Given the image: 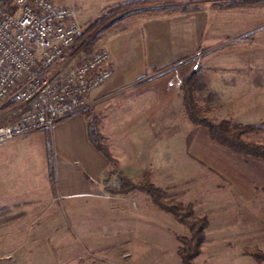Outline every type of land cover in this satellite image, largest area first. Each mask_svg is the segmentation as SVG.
<instances>
[{"label": "rangeland", "instance_id": "374dc122", "mask_svg": "<svg viewBox=\"0 0 264 264\" xmlns=\"http://www.w3.org/2000/svg\"><path fill=\"white\" fill-rule=\"evenodd\" d=\"M57 1L75 8L83 30L119 3ZM164 1L176 5L182 0ZM187 1L191 2L190 7H199V17L206 24L203 42L194 43L200 51L210 48L206 51L210 53L205 57L202 56L205 52L198 53V60L207 63L216 58L221 65L242 64L238 69L243 73L249 69L245 66L258 65V69H252V75L264 76L263 1L230 7L222 5L229 0ZM178 11L184 9L173 12ZM97 33L76 40L72 64L87 59L96 48L107 47L112 54L107 43L109 32L102 36ZM121 55L124 59V53ZM135 55L131 54V60ZM226 70L213 76L231 78L237 73L230 68ZM244 80H248L246 75ZM225 84L221 82V86ZM98 89L91 93L98 103L89 112L97 117L104 142L120 158L118 168L140 181L143 170L129 159L136 156L142 163L147 161L146 171L151 172L156 185L166 189L168 198L192 202L198 215L209 217L207 238L196 258L197 264H261L251 252H264V158L220 146L209 137L208 129L204 135L197 132L202 125L189 120L182 97L173 101L170 108L166 106L162 116L147 118L152 121L142 130L138 121L131 127L123 125L129 118L123 114L124 102L128 101L126 92L110 95L107 90ZM209 91L207 87L198 91L199 104L217 120L227 117L234 122L264 127L263 92L252 94L246 84L239 86L236 94L214 92L210 98ZM230 95L236 99H226ZM6 118L9 116L3 120ZM48 135L53 142L51 129L50 132L40 129L0 143V218L22 209L28 211L27 216L0 224V264H81L76 259L81 252L114 255V260L105 261L110 264H183L178 253V235L188 234V228L156 205L147 192L138 189L110 197L89 194L64 198L57 188L60 173L56 160L54 178H49L45 151ZM248 136L264 143V128ZM129 141L138 144L123 149V144ZM110 177L108 182H117L116 174ZM79 178L78 175L76 181L80 182ZM77 200L83 202L82 211L73 209ZM81 219L85 227L79 223ZM93 225V230L99 231L91 237ZM102 263L94 260L86 264Z\"/></svg>", "mask_w": 264, "mask_h": 264}, {"label": "crops", "instance_id": "0c3cea01", "mask_svg": "<svg viewBox=\"0 0 264 264\" xmlns=\"http://www.w3.org/2000/svg\"><path fill=\"white\" fill-rule=\"evenodd\" d=\"M124 1L127 0H116L119 3ZM179 4L190 5L191 2L188 3L187 0H182L177 5ZM172 12L138 16L124 23L123 27H120L118 30L114 29L113 33H108L107 43L110 49H112L111 63L114 72L105 81L103 86H99L98 90L105 89L108 93L110 92V95L121 90L128 94L126 97L128 101L124 102L123 114L129 118L124 120L123 125L131 127V125H134V122L138 121L140 126H143L142 130H145L146 124H150L152 121L147 118L162 116L166 106L170 108L173 101H177L181 97L183 98L180 88L181 81L185 75L199 66H203L207 74L206 87L213 92L221 94L227 91L230 94H236L238 87L246 84L247 89L252 94L264 93V76L252 75V69H258V65L250 64L249 66H245L249 69L243 73L241 69H238L243 67L242 64L240 66L238 64L227 66L225 62H222L224 65H221V60H216V58L210 59L207 63L197 59L198 53L202 54L205 52L202 55L204 57L210 53V51L206 53L210 48L200 51L194 43L198 42L201 44L205 35L206 24L199 17V7L192 6L190 10ZM193 17H199V19L197 20ZM192 20L196 22H191ZM133 26L134 30H130ZM179 37L180 39L177 41L176 39ZM190 44H192L191 47ZM121 53H124V59H122ZM133 53H136V55L134 56V60H131L133 57H131V54ZM162 53H165V56ZM185 57L190 59L184 60L183 58ZM159 58L161 59L159 60ZM220 65L222 68L218 69L217 66ZM228 68L237 73L231 78H225L224 75H222L223 77L218 75V78L215 75L213 76L217 71ZM245 75L248 78L247 81L244 80ZM221 82L226 83L225 86H221ZM226 99L234 101L236 97L230 95L226 96ZM143 117L144 119H142ZM154 123L156 125L157 122L155 121ZM206 129L205 126H201L197 128V132L204 135ZM51 131L54 133V141L52 142L53 163L55 166L56 160L60 173L57 188L64 198L78 197L79 195L86 196L89 194L110 197L119 194L112 193L107 189L108 184L112 183L108 182L112 178L110 176L116 174L118 177V171H116V166L90 141L87 130V118L84 113L57 123ZM134 144L130 141L125 142L123 149L135 147L138 143ZM219 145L222 146L221 144ZM109 148L113 153L111 146ZM45 151L49 178H51L47 140H45ZM55 153L56 157H54ZM113 155L119 160V166L121 164L120 158L114 153ZM131 158L129 160H134V162L138 163V166L145 173L147 161L142 163L143 161H140L136 156ZM110 164L113 165L110 166ZM119 170L127 175L126 170L125 172L121 168ZM78 175L80 176V182L76 181ZM127 176L132 179L134 178L133 176ZM39 197L42 200L44 199L41 195ZM75 202H73L75 206L73 209L75 211H82L83 202H79V200H77V203ZM97 205H100V203ZM19 212H23L21 217L28 215L26 209H22L16 213ZM79 223L83 224V220L81 219ZM83 226L85 227L84 224ZM93 227L94 225L92 226V233L90 232L91 237L96 236L99 231V229L95 228L97 230L95 232ZM117 256L125 257L124 255ZM76 259H79L81 264H86L89 261L93 263L94 260L102 261V264H110L111 262L105 261L114 260V255L81 252L76 255Z\"/></svg>", "mask_w": 264, "mask_h": 264}, {"label": "built area", "instance_id": "2783aa9c", "mask_svg": "<svg viewBox=\"0 0 264 264\" xmlns=\"http://www.w3.org/2000/svg\"><path fill=\"white\" fill-rule=\"evenodd\" d=\"M82 32L71 5L0 0V143L52 129L97 105L91 93L113 75L111 54L96 48L72 64Z\"/></svg>", "mask_w": 264, "mask_h": 264}, {"label": "trees", "instance_id": "16d2710c", "mask_svg": "<svg viewBox=\"0 0 264 264\" xmlns=\"http://www.w3.org/2000/svg\"><path fill=\"white\" fill-rule=\"evenodd\" d=\"M262 1L264 2V0H229L222 5L226 7L234 5H256ZM164 2V0H127L118 3L91 21L77 39L82 40L95 31H98V36L105 35L117 25L138 16L191 9L189 5H166ZM206 80L207 74L203 66H199L185 75L181 81L180 88L182 90L183 105L189 120L196 125L205 126L211 138L221 145L241 154L264 158V143L248 136L250 133L262 130L264 128L262 125L234 122L227 117L217 120L208 113L207 109L199 104L200 95L198 91L206 88ZM208 94L210 98L213 97V94L215 95L211 90ZM84 114L87 118V130L90 141L116 166V171H118V181L108 184L107 189L116 194L128 193L136 189L147 192L156 205L170 212L178 222L188 228V234L178 235L180 242L178 253L183 264H197L196 258L201 254L203 244L207 238L206 228L210 224L209 217L206 215H198L192 202L186 203L179 199L168 198L166 189L155 184L150 171H145L140 181H135L126 176L118 169L119 160L104 142L103 135L98 127L97 117L93 116L89 110L84 112ZM7 120L9 118H6L4 121ZM47 131L50 132V129H47ZM46 140L50 175L51 179H53L55 169L51 135H48ZM22 215L23 212L3 216L0 218V224L19 218ZM251 253L254 254V257L261 264H264V252L262 250L252 251Z\"/></svg>", "mask_w": 264, "mask_h": 264}]
</instances>
